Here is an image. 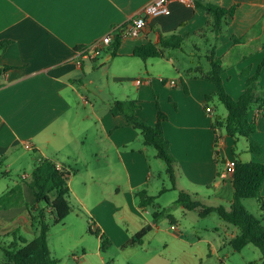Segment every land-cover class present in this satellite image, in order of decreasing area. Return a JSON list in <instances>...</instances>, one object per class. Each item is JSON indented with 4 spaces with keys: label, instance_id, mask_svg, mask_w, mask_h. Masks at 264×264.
Returning <instances> with one entry per match:
<instances>
[{
    "label": "crops",
    "instance_id": "0c3cea01",
    "mask_svg": "<svg viewBox=\"0 0 264 264\" xmlns=\"http://www.w3.org/2000/svg\"><path fill=\"white\" fill-rule=\"evenodd\" d=\"M150 1L0 0V42H10L0 51V68L13 67L0 78V162L30 144L34 166L47 159L72 172L71 195L89 212L94 228L110 236L118 233L119 243L127 238L116 220L120 211L140 219L137 230L150 227L147 214L153 207L140 206L139 191L156 196L155 204L165 212L180 190L190 191L206 205L230 204L232 180L222 174L226 162L238 155L234 152L238 140L221 131L216 146L217 111L212 104L216 86L200 76L210 69L206 56L214 48L224 66L226 93L238 99L246 90L242 73L252 76L264 58V0H194L191 5L169 0L170 15L151 17L141 37L121 41L116 57L109 46L97 59L80 64L79 48L139 15ZM199 5L237 9L225 32L217 36L203 32L212 16ZM172 34L185 40L181 49L169 50L162 59L133 56L136 47ZM138 79H143L141 84ZM109 82L115 88H109ZM127 83L135 89L127 90ZM259 85L264 87V68ZM118 100L136 102V116L150 126L157 123L158 105L166 115L163 136L177 163L175 188L171 181L170 186L153 187L152 179L157 173L161 178L166 165L155 150L150 152L153 148L144 146L139 131L110 112ZM208 107L213 111L207 112ZM252 115L257 126L253 138L262 145L264 164V117L256 110ZM254 160L258 159L249 153L242 161ZM101 181L106 190L88 205V186H101ZM170 221L178 224L172 216Z\"/></svg>",
    "mask_w": 264,
    "mask_h": 264
},
{
    "label": "trees",
    "instance_id": "16d2710c",
    "mask_svg": "<svg viewBox=\"0 0 264 264\" xmlns=\"http://www.w3.org/2000/svg\"><path fill=\"white\" fill-rule=\"evenodd\" d=\"M207 13L212 16V21L207 24L203 30L222 35L229 24V18L235 15L237 5L230 9L221 8L217 5H199ZM237 41V38H234ZM184 39L175 34L169 36H159L158 43L149 42L146 45L138 46L133 51V56L143 60L162 59L167 56L169 50L181 49L184 45ZM9 41L0 42V51L5 50ZM121 44L120 38H115L113 44L110 45L112 54L117 56V50ZM210 63V69L203 74L202 79L209 81L216 86V91L213 96L217 97L219 102L226 108L225 117L213 118V127L216 131L215 144L218 147L220 132L224 131L228 137L234 138L235 141L242 138L246 140L247 151L254 155L258 160L244 162L236 155L235 171L232 178L233 198L227 206L224 205H206L200 201L193 193L188 190H180L179 197L175 202L185 211L196 212L200 218H205L210 214H217L223 221L237 226L240 233L231 240L233 250L240 252L248 244L252 243L264 251V197L261 196V189L264 183V164L262 162V145L253 137L257 131L255 115H252L254 110L258 111L264 117V87L259 85L260 73L264 68V58L257 70L252 76L248 77V72L244 71L243 76L247 77L246 90L238 98L234 99L229 96L223 84L222 74L224 66L215 55L214 48L206 56ZM12 66H4L0 68V78L6 71L12 69ZM187 73H190L188 71ZM211 100L212 97H208ZM138 104L133 101H115L111 108V113L115 116H123L128 125L139 131L142 136L144 146H150L157 153V159L161 160L166 165V172L171 179L172 187L175 188V180L177 179V163L172 156L168 142L164 139L163 122L166 120V115L158 105L157 123L154 126L145 123L135 114ZM235 152V151H234ZM0 162V171L2 170ZM7 171H2V176H6ZM72 172L61 169L59 170L56 164L51 160H41L36 163L32 172V180L29 183L33 195V209L39 210L42 205V210L39 217L32 216V223H40V232L31 242L20 239L6 246H1L6 263L10 264H58L57 260L52 258L49 250L48 242V227L45 223V213L53 217L55 224L64 222L74 211V207L69 203L71 191L68 186V179ZM16 191L22 194V188L17 185L11 188L5 195L0 197L1 203L7 196L15 194ZM165 191V190H162ZM141 207H153V221L157 223L158 219L165 214V210L159 208L155 204L156 196L148 195L145 190L137 192ZM248 199H256L259 203L261 219L249 214L243 202ZM171 218V217H170ZM94 223V222H93ZM90 233H93L89 227ZM100 232L99 230H95ZM150 232V227L146 226L138 231L131 239L133 244L141 245L143 238ZM102 247L106 246L107 241L101 235Z\"/></svg>",
    "mask_w": 264,
    "mask_h": 264
},
{
    "label": "rangeland",
    "instance_id": "374dc122",
    "mask_svg": "<svg viewBox=\"0 0 264 264\" xmlns=\"http://www.w3.org/2000/svg\"><path fill=\"white\" fill-rule=\"evenodd\" d=\"M184 58L183 63L187 65L188 59ZM98 69L99 66L96 71ZM101 80L103 77L97 78V81ZM113 84L109 82L107 86L115 88ZM127 86V90L135 89L132 84L127 83ZM212 104L216 107L218 117L228 114L217 97L213 98ZM153 150L151 149L150 152L154 153ZM234 151L242 160L249 156L245 139H238ZM34 154L33 151L20 147L3 162L0 171V197L17 185L22 188V194L16 191L15 194L4 198L1 203L0 234L4 230H12L11 235L0 236L1 246L5 243L19 242L20 239L31 242L40 232V220L37 223L31 222V215L39 217L42 210V205L39 210L33 209V195L29 187L34 167ZM7 170L9 173L2 176V171ZM99 183L101 186L96 184L88 186L90 193L86 200L88 205L93 204L101 195L102 189L106 190V185L102 181ZM152 185L154 188L170 186V178L165 170L161 178L157 173L152 179ZM68 201L75 211L64 222L55 224L49 212L45 213L44 219L48 227L49 250L58 264H264V251L252 243L240 252L233 250L231 240L240 233V230L237 226L223 221L215 212L200 218L196 212L185 211L181 206L170 203L165 205V214L154 223V209L148 208L150 232L139 245L131 241L139 231L136 229L137 224L141 223L139 218L126 216L125 211H120L116 215V220L127 237L125 241L119 243L121 236L118 233L110 236L103 230L95 231L97 229L94 228V220L77 202L75 196L71 195ZM220 205L227 206L228 203L223 201ZM244 208L249 214L261 219L259 203L256 199L246 200ZM171 216L178 221L175 229L171 228ZM25 219H29V223L25 222ZM89 227L93 233H90ZM101 235L107 241L104 247H102ZM4 259L3 251L0 250V264H3ZM4 263L10 264L6 261Z\"/></svg>",
    "mask_w": 264,
    "mask_h": 264
},
{
    "label": "built area",
    "instance_id": "2783aa9c",
    "mask_svg": "<svg viewBox=\"0 0 264 264\" xmlns=\"http://www.w3.org/2000/svg\"><path fill=\"white\" fill-rule=\"evenodd\" d=\"M194 0H178L179 3L191 5ZM171 13V9L169 7V0H151L148 2L139 15L129 19L124 24L113 28L108 34L103 36L101 39L93 43L88 47H82L77 50V54L80 58V64L83 61H92L97 59L105 50L106 47H109L113 44L115 38H120V40H124L127 38L135 39L141 37L148 27V22L151 17H159V16H168ZM143 79H138L137 83L141 84ZM173 86L176 84L174 80L170 81ZM212 108L208 107L207 112H212ZM258 114H260L257 111ZM221 136L219 138L218 146L221 142ZM25 148L27 150H32V146L30 144H26ZM59 170L62 168L56 165ZM235 159L229 160L225 164V170L223 171L222 177L225 179L233 178V174L235 171ZM172 229H175V226H171Z\"/></svg>",
    "mask_w": 264,
    "mask_h": 264
}]
</instances>
